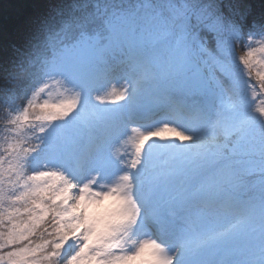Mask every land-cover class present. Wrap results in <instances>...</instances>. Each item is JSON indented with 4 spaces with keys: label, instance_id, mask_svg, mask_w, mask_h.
Returning <instances> with one entry per match:
<instances>
[{
    "label": "rangeland",
    "instance_id": "obj_1",
    "mask_svg": "<svg viewBox=\"0 0 264 264\" xmlns=\"http://www.w3.org/2000/svg\"><path fill=\"white\" fill-rule=\"evenodd\" d=\"M161 1L163 4L153 1L155 10L149 14L146 24L138 25L136 30L119 27L117 33L125 48L128 34L143 41H154L152 52L143 45L145 51L139 59L134 46L119 57L117 45L112 49L104 45L93 48L83 39L63 44L58 56L48 63L32 86L24 107L12 113L11 122L1 127L0 234L7 233L15 219L29 216L27 209L35 208L33 201L42 200L47 204L50 201L45 202V195L60 196L65 187L61 173L76 181L96 182L92 173L100 172L104 180H119V185L121 177L127 174L131 177V187L123 191L116 187V192L122 197L130 193L143 210L139 227L133 234L122 219L110 227L102 237L104 243L95 251L119 253L131 248L136 237L148 236L172 249L183 239L189 240L191 245L204 243L185 256L179 254V258L185 259L178 260V264H222L228 260H232L231 264H264V192L256 191L261 187L264 191V111H261L264 109L261 83V78L264 79V18L255 20L254 33L246 41L243 55L235 38L220 31L214 23L220 17L226 27L234 25L219 0ZM194 14L197 21L193 19ZM198 24L210 28L216 39L215 48L208 47L206 35L192 32ZM98 56L104 58L105 63L101 64L96 77L89 76ZM207 57L220 71L226 66L232 72L235 83L227 80L233 85L237 100L225 90L216 67L207 62ZM166 83L172 84L170 89H165ZM112 89L127 90L126 98L115 103L110 99L104 102L96 99L107 98ZM80 91L81 99L69 113L71 98ZM33 105L52 106L69 114L64 123L51 119L50 115L41 117L38 132L52 145L41 156L39 168L28 172L33 153L24 144V137L34 127L32 120H27L26 108ZM135 112L139 113L138 117L130 123L129 118ZM219 126L226 134H235L234 146H226L228 152L214 156L223 143L214 133V127ZM136 128L145 134L159 131L163 135L148 141L140 156V165L134 168L137 151L133 129ZM173 130L194 139L182 141L167 135ZM26 153L30 155L25 156ZM22 156L25 158L20 161L23 164L20 168L17 161ZM101 156L106 169L99 166ZM211 157L222 159L214 162ZM186 158H194L192 164L198 168L195 172L198 177L193 182L194 169H189ZM238 170L247 175L257 172L259 175L253 182L257 186L251 190L243 187L242 181L232 177ZM134 173L140 177H134ZM144 185L149 186L147 191L143 190L146 199L135 195L140 193L135 189ZM225 191L248 202L240 208H233L240 204L231 201L227 206L209 203L211 197ZM156 194L159 198L171 199L170 204L163 205L171 212L157 217L152 213L161 223L168 241L154 236L148 222L150 218H146V208L154 202L148 196ZM21 195L24 199H19ZM79 195L83 197V216L90 210L94 215L105 214L100 212L103 194L96 195L95 183L86 196L83 190ZM195 196L200 197L195 199ZM124 211L125 205L121 209L123 216ZM87 230L81 229L82 232ZM80 243L75 240L65 246L61 264L79 250ZM107 245L111 248L106 249ZM98 258L101 262L107 260L105 255ZM146 262L142 259L138 264ZM41 264L48 261L42 260Z\"/></svg>",
    "mask_w": 264,
    "mask_h": 264
},
{
    "label": "trees",
    "instance_id": "obj_2",
    "mask_svg": "<svg viewBox=\"0 0 264 264\" xmlns=\"http://www.w3.org/2000/svg\"><path fill=\"white\" fill-rule=\"evenodd\" d=\"M153 1L163 4L161 0H0V130L3 125L11 122L9 117L12 113L18 111L19 107H24L23 104L27 102L32 86L41 77L48 63L58 56V51L63 44L83 39L93 48L104 45L105 48L112 49L117 45L119 57L123 54L125 56L130 46L136 48L139 56L145 51L143 45L152 52V47L155 46L154 41L153 43L143 41L128 34L129 38L125 40L127 48H125L126 45L121 44L117 33L120 31L119 27L127 26L136 30L138 25L146 24L149 14L155 10ZM219 1L226 17L232 19L239 31L235 42L240 49L239 52L245 55V43L250 34L254 33L255 20L264 18V0ZM193 19L197 21L198 17L194 14ZM198 26L197 28L195 25L192 32L198 31L200 36L206 35L209 39L208 47L215 48L216 39L211 34L210 28L206 25L200 27L198 24ZM207 62L216 67L210 57H207ZM93 63L96 67L91 70L89 76L96 77L105 59L98 56ZM215 69L225 90L237 100L235 96L238 95L233 85L228 82L222 71L217 67ZM256 75L259 74L256 72ZM261 83L264 86L263 78ZM171 85L166 83L165 89H170ZM208 104L210 105V101ZM26 111L27 120H32L34 128L24 137V144L30 147L33 153L29 159L28 172H34L41 165V156L46 154L52 145L51 141L46 140L38 132L41 117L46 115L57 117L55 120L60 123H64L67 118L62 110L52 106L33 105L29 109L26 108ZM62 116L64 119H59ZM214 133L219 140L223 141L214 156L221 155L223 151L228 152L226 146H232L235 134H226L220 126L214 127ZM212 158L214 162L222 159L221 157ZM194 160V158H186L185 162L190 163L189 169H194L192 175L196 179L198 176L195 172L198 168L192 164ZM235 172L237 173L232 177L242 181L243 187L251 190L257 186L253 183L255 177L259 175L257 172L248 175L243 174L245 172L241 170ZM258 190L264 192L262 187L256 191ZM49 196L52 194L45 195V202L50 201ZM103 243L104 240L101 238L99 242H96V247L102 246ZM51 247L49 245L45 252H50ZM44 254L41 253V256ZM97 259L99 260H95V264H102L101 259ZM43 262L46 263L47 260ZM83 262L91 264V259Z\"/></svg>",
    "mask_w": 264,
    "mask_h": 264
},
{
    "label": "snow or ice",
    "instance_id": "obj_3",
    "mask_svg": "<svg viewBox=\"0 0 264 264\" xmlns=\"http://www.w3.org/2000/svg\"><path fill=\"white\" fill-rule=\"evenodd\" d=\"M214 23L220 31L228 33L230 37L238 38L239 31L236 26L229 25L226 27L220 17H217ZM221 71L228 79H232L233 83H235L232 72L226 66ZM126 91L119 92L116 89H112L107 98L96 97V99L100 102H104L105 99H110L111 102L115 103L126 98ZM81 96L82 91L77 92L71 98L69 113L76 109ZM261 111H264V109ZM69 113H65V116ZM51 119L55 120L57 117H52ZM59 119H64V117L62 116ZM51 127L52 125H49V128ZM44 131H48V129H44ZM133 132L135 133L134 142L137 151V160L132 165L135 168L140 163V156L148 141L154 136L163 135V133L158 131L145 134L139 128L133 129ZM167 135L176 136L182 141L194 139V137L185 136L183 133L175 130L167 133ZM27 155L30 154L26 153L25 156ZM24 158L22 156L17 161L20 168H23V164L20 161L24 160ZM99 166L104 169L107 168L102 156L99 160ZM61 175L64 177L65 187L61 190L60 196H49L50 203L47 204H44L42 200L33 201L35 208L27 209L30 213L29 216L15 219L10 230L5 234H0V264H41L42 260H47L48 264H61L60 257L62 256L63 249L70 241L75 240L81 241L79 250L74 255L63 260V264H82L86 259L96 260L102 255L107 256V260L103 261L102 264H118V262L136 255L138 249L135 247L122 249L119 253L110 250H106L103 253L94 251L96 241L89 242L88 235L90 230L82 232L76 225L84 219L81 208L79 207L83 197L79 193L81 190L85 193L90 191L95 181H76L66 173H61ZM100 175V172L92 173V176L96 180L99 179ZM29 179L35 178L29 177ZM121 180L122 184L118 186L120 191L131 187L130 176H123ZM64 193H67V195H64ZM19 199H24V196L21 195ZM124 205L123 223L134 234L135 229L139 227L143 210L138 207L130 195L125 197ZM34 237H39V239H34ZM49 245L52 246L53 251L45 252V249ZM110 248V245L106 246V249ZM5 249L7 251H4ZM41 253L45 254L41 256ZM151 258L152 254L148 252L142 259L149 260Z\"/></svg>",
    "mask_w": 264,
    "mask_h": 264
},
{
    "label": "clouds",
    "instance_id": "obj_4",
    "mask_svg": "<svg viewBox=\"0 0 264 264\" xmlns=\"http://www.w3.org/2000/svg\"><path fill=\"white\" fill-rule=\"evenodd\" d=\"M124 176H127V174ZM119 183V180L108 182L104 180L103 176H100L95 182L96 194H103L102 205L107 207L109 211L104 215H94L90 210L84 216L83 221L76 225L79 229L88 228L90 230L88 235L90 243L93 241L99 242L101 238L107 234L113 224L120 223L123 219L121 209L124 205L125 197H122L121 194L115 190L116 187L119 186ZM113 185H115V187ZM92 187L93 185L91 188ZM113 192H116V194L113 195ZM86 195L87 192L85 193V196ZM83 206L82 198L79 207L81 208ZM133 247L138 249L137 254L118 262V264H138V261L142 260L148 252L152 254V258L149 259V264H178L179 250L170 248L163 241H159L154 237H136L133 240L131 248ZM83 264H89V262H83ZM91 264H95L94 259H91Z\"/></svg>",
    "mask_w": 264,
    "mask_h": 264
},
{
    "label": "bare ground",
    "instance_id": "obj_5",
    "mask_svg": "<svg viewBox=\"0 0 264 264\" xmlns=\"http://www.w3.org/2000/svg\"><path fill=\"white\" fill-rule=\"evenodd\" d=\"M138 114H139L138 112H135V113H133L130 116V118H129L130 119V123H132V121H135V118L138 117ZM133 175H135L134 177H140V175L137 174V173L136 174L134 173ZM144 189H145V191H147L149 189V186L148 185H146V186L144 185L143 187L136 188L137 191H141L142 197L145 196V199H146V193H145V191H143ZM148 197H150V199H152V200L154 199V202L151 203V205L148 208H146V210H147L146 218L151 216L152 219L154 220V218H155L154 216L157 217V216H160V215L164 214L165 212H171L170 209L167 210L163 206L165 204L168 205V204L171 203V199L170 198H166V197L159 198L157 196V194L156 195H150ZM157 198H159L158 201L155 200ZM229 200H233V202L235 204L236 203L240 204V205H234L233 208H240L242 204H245V203L248 202L246 199H242L241 197H237V196H232V194L230 195V194H228L227 191H225V192H222V193H217L216 195L211 197L210 200H209V203H212V204H214L216 206H218V205L219 206H225V205L227 206V203H228ZM108 211H109L108 208H106L104 206H102V208H100V212H102V213H107ZM152 213H153L154 216L152 215ZM160 225H161V223H160ZM169 229H170V227H169ZM165 234H166V232H165ZM155 235L158 236L161 239H164V240L168 241L166 236L164 235V230L162 228V225H161L160 228L155 230ZM170 241L172 243H175L173 238H171ZM176 244L174 246V250L178 249L179 250V254H181L180 256H185V255L189 254L190 252L195 250L196 247H199V246L203 247L204 246V243H199L198 245L197 244L196 245H191V244H189V240H187V239H183L179 245H176ZM244 252H246V251H244ZM245 255L250 257V255H248V254H245ZM183 259H185V257L179 258V261H182ZM146 263L149 264V260H147ZM231 263H232V260H228V261H223L222 264H231Z\"/></svg>",
    "mask_w": 264,
    "mask_h": 264
}]
</instances>
